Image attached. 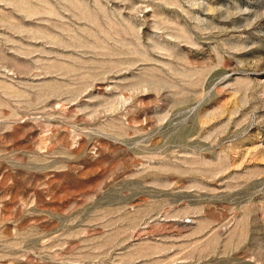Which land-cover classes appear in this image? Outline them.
<instances>
[{
	"label": "rangeland",
	"instance_id": "obj_1",
	"mask_svg": "<svg viewBox=\"0 0 264 264\" xmlns=\"http://www.w3.org/2000/svg\"><path fill=\"white\" fill-rule=\"evenodd\" d=\"M0 264H264V0H0Z\"/></svg>",
	"mask_w": 264,
	"mask_h": 264
}]
</instances>
